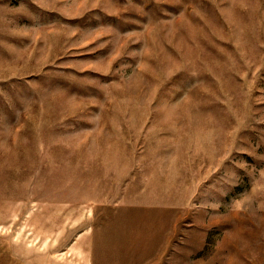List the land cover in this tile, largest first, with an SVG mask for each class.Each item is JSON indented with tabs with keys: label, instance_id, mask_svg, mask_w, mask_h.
Returning <instances> with one entry per match:
<instances>
[{
	"label": "rangeland",
	"instance_id": "obj_1",
	"mask_svg": "<svg viewBox=\"0 0 264 264\" xmlns=\"http://www.w3.org/2000/svg\"><path fill=\"white\" fill-rule=\"evenodd\" d=\"M10 199L34 264H264V0H0Z\"/></svg>",
	"mask_w": 264,
	"mask_h": 264
},
{
	"label": "crops",
	"instance_id": "obj_2",
	"mask_svg": "<svg viewBox=\"0 0 264 264\" xmlns=\"http://www.w3.org/2000/svg\"><path fill=\"white\" fill-rule=\"evenodd\" d=\"M12 208L15 210L14 213L11 211ZM17 209V199L0 201V264H34V261H48L53 254L34 253L32 244H28L27 240L19 242L13 232L12 226L17 223L18 218ZM19 245H25V251H19Z\"/></svg>",
	"mask_w": 264,
	"mask_h": 264
}]
</instances>
